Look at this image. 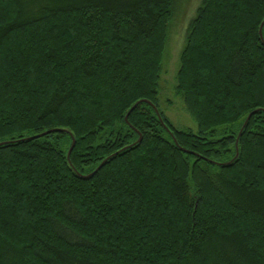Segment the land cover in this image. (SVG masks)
Returning <instances> with one entry per match:
<instances>
[{"label":"trees","instance_id":"obj_1","mask_svg":"<svg viewBox=\"0 0 264 264\" xmlns=\"http://www.w3.org/2000/svg\"><path fill=\"white\" fill-rule=\"evenodd\" d=\"M174 1L0 0V264H264V0L201 1L195 130L158 106Z\"/></svg>","mask_w":264,"mask_h":264},{"label":"rangeland","instance_id":"obj_2","mask_svg":"<svg viewBox=\"0 0 264 264\" xmlns=\"http://www.w3.org/2000/svg\"><path fill=\"white\" fill-rule=\"evenodd\" d=\"M202 0H175L170 17L165 48L162 56L158 86V106L169 122L177 129L195 130L193 120L184 110L182 101L175 95V74L179 65V54L185 44V37ZM24 15L22 3L16 4ZM22 18H26L23 16Z\"/></svg>","mask_w":264,"mask_h":264},{"label":"water","instance_id":"obj_3","mask_svg":"<svg viewBox=\"0 0 264 264\" xmlns=\"http://www.w3.org/2000/svg\"><path fill=\"white\" fill-rule=\"evenodd\" d=\"M263 24H264V19H263V21L261 22V24H260L259 27H258V36H259V39H260V41H261V44L264 46V41L262 40V37H261V29H262ZM141 102H144V103H147V104L151 105V107H153L154 111L156 112L154 106H153L151 103H149L148 101H141ZM138 103H139V102L135 103V104L131 107V109L129 110V112L126 114V116H125V118H124V120H125L126 123H127V116H128L129 113L135 108V106H136ZM156 114L158 115V113H156ZM250 115H251V114L248 115V117H247V119H246L244 125L246 124V122H247V120L249 119ZM244 125H243V126H244ZM44 134H45V133H44ZM42 135H43V134L38 135V136H36V137H30V138H28V139L37 138V137L42 136ZM74 142H75V141H74V139L72 138L70 148H69V150H68V152H67V160L69 159L70 152H71V150L73 149ZM138 142H140V138L138 139ZM235 150H236V152H237V140H236V142H235ZM103 163H104V162L100 163V165H99V166H98V167H97L92 173H90V174L87 175V176H82V178L87 179V178L92 177V176H93V175H94V174H95V173H96V172H97V171L103 166Z\"/></svg>","mask_w":264,"mask_h":264}]
</instances>
